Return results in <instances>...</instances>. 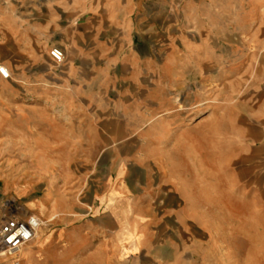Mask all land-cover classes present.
I'll return each mask as SVG.
<instances>
[{
    "label": "crops",
    "instance_id": "obj_1",
    "mask_svg": "<svg viewBox=\"0 0 264 264\" xmlns=\"http://www.w3.org/2000/svg\"><path fill=\"white\" fill-rule=\"evenodd\" d=\"M43 8L61 13L46 24L64 27L59 31L62 41L57 44L64 54L59 67L63 77L55 85L71 101L57 99L56 104L76 108L56 117L41 113L39 136L45 145L48 139H56L69 152L91 155L88 170L98 175L103 171L101 178H88L87 185L92 186L87 191L89 221L70 231L46 235L45 246L40 249L45 259L51 260L50 252L56 251L53 243L66 240L65 249L73 253L85 247L84 238L106 244L107 235L113 234L124 237L118 239V250L150 251L149 258L157 264H182L181 252H189L192 260L193 252L212 243L209 231L213 220L224 215V171L228 172L226 184L232 186L233 204L242 203L255 211L258 192L264 206V120L261 123L246 117L241 130L235 129L233 120L226 128L220 120L211 127H186L171 135L172 141L162 144L160 117L145 115L143 104L147 94L161 96L157 92L161 82L152 80L149 87V77L160 81L161 68L152 58L153 50L147 54L137 50V43L160 41L161 36L167 39L183 31L191 36L189 41H198L195 37L207 29L203 26L205 19L225 16L226 23L233 27L231 33L216 34L214 39L233 44L227 57H242V43H264V33L257 39L255 31L259 20L264 29V0H45ZM222 9L228 11L226 15H220ZM203 39L181 52L176 48L170 51L169 85L179 84L176 76L180 73L184 88H191L193 74H199L200 79L207 77L212 55ZM220 51L213 55L225 57ZM48 58L52 61L49 54ZM193 60L199 65L194 73ZM17 118L25 123L20 130L27 134L26 122H31V115ZM155 126L157 131L153 130ZM225 134L231 139L226 146ZM153 135L162 138L160 144L150 141ZM180 136L190 140L185 141L184 160L178 162L175 142ZM193 137L197 138L194 156ZM192 159H199V169L193 168ZM209 160L215 161L212 185L220 187L212 189L215 200L208 199ZM166 247L171 252L169 259L154 254ZM191 260L188 264H193Z\"/></svg>",
    "mask_w": 264,
    "mask_h": 264
},
{
    "label": "rangeland",
    "instance_id": "obj_2",
    "mask_svg": "<svg viewBox=\"0 0 264 264\" xmlns=\"http://www.w3.org/2000/svg\"><path fill=\"white\" fill-rule=\"evenodd\" d=\"M44 3L45 0H0V67H5L9 72L8 79L0 77V217L11 211L39 216L29 204L49 193V197L56 201V210L49 214L53 215V218L48 220V215L39 217L45 222L48 220L43 234L53 236L57 230L70 231L78 225H86L90 218L86 215L89 202L87 191L92 188L87 185L88 178H101L103 171L98 175L95 171L88 170L87 161L91 155L69 152L64 144L56 143V139H48L49 144L45 145L39 136L41 131L38 119L41 113L56 117L71 113L69 110L76 108L70 106L69 109L59 105L60 103L56 104L57 99L65 98L64 103L71 101L66 94H62L61 88L57 90L55 85L62 80L63 75L59 67L64 59L56 65L48 58L50 49H61L62 46L57 44L62 41L59 31L64 27L46 24L50 17H55L56 14L60 16L61 13L43 8ZM226 12V9L219 11L220 15H226ZM263 13L261 10V16ZM224 17L205 19L203 26L207 29L204 33H198L195 37L198 41H189L191 36L183 31L174 36L172 34L167 39L161 36L160 41L137 43V50L142 54H147L149 49L153 50L152 58L161 68L160 81H156V77H149V87L152 86V80L154 83L161 82L160 90H157L161 96L157 93L147 94L143 99L144 114L150 118L160 117L159 130L164 133L163 139L153 135L150 138L152 143L156 141V144H160L162 139V144L166 145L172 141L170 136L183 128L200 129L201 125L211 127L217 120H220L225 128L230 126L233 120L235 129L240 130L243 129L246 117L263 123L264 43L258 40L242 43V50L245 51L240 49L239 53L244 56L227 57L233 44L214 39L216 34L231 33L233 27L226 23ZM259 24L260 20L255 28L257 39L264 33L262 25ZM215 25L216 29H212ZM181 26L184 28L183 24ZM202 37L209 55H212L207 63V77L200 79L199 74H193L191 81L188 80L191 88H184L183 74L180 73L176 76V80H180L179 84L169 85L167 67L170 59L167 56L170 51L176 48L181 52L187 45L193 47ZM217 50H221L220 54L225 57H215L213 53ZM192 63L194 73L199 65L194 60ZM66 92L68 93V90L65 89L64 93ZM23 114L31 115V122H26L29 130L27 134L20 130V126L25 123L17 118ZM60 124L73 125L72 122ZM153 130L157 131L158 128L155 126ZM226 137L228 134H225V146L227 141L231 140ZM189 140H185L184 136L176 139L175 143L179 147L176 151L178 162L184 160L185 141ZM196 141L197 138L193 137L192 149ZM192 152L194 156L196 151L193 149ZM206 163L208 167H212V171L206 175L210 193L208 199L215 200L216 195L212 193V189L220 188L212 185L215 183V161L209 160ZM192 166L199 169V159H192ZM226 173L228 172L224 171L222 187L224 215L213 220V229L209 231L212 243L196 253L193 252L192 260L189 252H181L182 264H188L190 260L193 264H264V206L261 203L263 196L256 192L255 211L249 210L242 203L233 204L232 186L226 184L229 181ZM217 177L219 183V172ZM217 197L219 201L221 194L218 193ZM232 209L235 212H230ZM231 213L237 215L232 216ZM247 213H250V216H245ZM118 239L119 236L117 238L116 235L109 234L106 244H98L84 238L85 247L70 253L66 264L158 263L149 258L150 251L118 250L119 240L124 237ZM37 240L38 237L35 236L25 249L29 248L31 252L38 253ZM205 240L208 241V238ZM66 243L67 241L63 240L53 245L55 250H58L64 249ZM154 254L165 260L171 257L167 247L155 251ZM39 263L53 264L51 260L45 259L43 254ZM0 264H11V260L0 256Z\"/></svg>",
    "mask_w": 264,
    "mask_h": 264
},
{
    "label": "built area",
    "instance_id": "obj_3",
    "mask_svg": "<svg viewBox=\"0 0 264 264\" xmlns=\"http://www.w3.org/2000/svg\"><path fill=\"white\" fill-rule=\"evenodd\" d=\"M49 56L53 63L58 65L64 59L60 48H52ZM0 77L9 78V72L5 67H0ZM40 221L33 215L22 214L20 211H11L0 217V256L7 257L11 264H18V254L35 237Z\"/></svg>",
    "mask_w": 264,
    "mask_h": 264
},
{
    "label": "bare ground",
    "instance_id": "obj_4",
    "mask_svg": "<svg viewBox=\"0 0 264 264\" xmlns=\"http://www.w3.org/2000/svg\"><path fill=\"white\" fill-rule=\"evenodd\" d=\"M50 194L47 193L43 197L39 198L38 200H35L29 204L31 208H33L35 211H37L40 215H48V220L53 218V215H49L51 212L56 210V201L52 200L50 197ZM39 216H35L40 221V226L37 228L35 236L38 237L37 240V247H38V253H33L29 248H24L21 250L18 254L19 262L18 264H40L39 262L42 261V254H40L42 247L45 246V235L43 234V228L45 227L46 222L42 220ZM35 238V237H34ZM34 240V239H33ZM32 240V241H33ZM64 247V246H63ZM58 249L54 252H50L51 261L53 264H66L68 255L70 254V250L65 249ZM76 264V263H72ZM78 264V263H77Z\"/></svg>",
    "mask_w": 264,
    "mask_h": 264
}]
</instances>
